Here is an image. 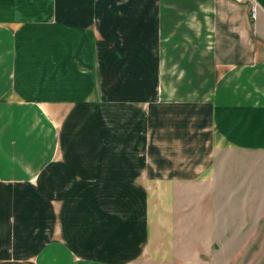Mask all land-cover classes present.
I'll list each match as a JSON object with an SVG mask.
<instances>
[{
    "label": "crops",
    "instance_id": "crops-1",
    "mask_svg": "<svg viewBox=\"0 0 264 264\" xmlns=\"http://www.w3.org/2000/svg\"><path fill=\"white\" fill-rule=\"evenodd\" d=\"M251 1L0 0V264H130L152 195L264 155Z\"/></svg>",
    "mask_w": 264,
    "mask_h": 264
},
{
    "label": "rangeland",
    "instance_id": "rangeland-1",
    "mask_svg": "<svg viewBox=\"0 0 264 264\" xmlns=\"http://www.w3.org/2000/svg\"><path fill=\"white\" fill-rule=\"evenodd\" d=\"M250 159L263 161L255 169ZM219 165L215 185L195 180L152 195V234L130 264H264V155L232 152Z\"/></svg>",
    "mask_w": 264,
    "mask_h": 264
},
{
    "label": "built area",
    "instance_id": "built-area-1",
    "mask_svg": "<svg viewBox=\"0 0 264 264\" xmlns=\"http://www.w3.org/2000/svg\"><path fill=\"white\" fill-rule=\"evenodd\" d=\"M237 1H239V2H246V1H248L249 3H250V12H251V17L253 18V19H255L256 18V5H255V3L253 2V1H251V0H237Z\"/></svg>",
    "mask_w": 264,
    "mask_h": 264
}]
</instances>
